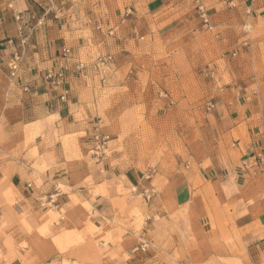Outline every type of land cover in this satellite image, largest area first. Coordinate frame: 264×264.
I'll return each mask as SVG.
<instances>
[{
  "label": "crops",
  "instance_id": "obj_1",
  "mask_svg": "<svg viewBox=\"0 0 264 264\" xmlns=\"http://www.w3.org/2000/svg\"><path fill=\"white\" fill-rule=\"evenodd\" d=\"M202 1L209 26L199 27L193 0H0V264H264V171L241 166L264 153V0ZM17 13L42 18L25 46ZM96 23L115 25L114 38L99 44ZM200 37L208 59L196 62ZM107 52L104 83L75 70ZM59 70L53 87L44 75ZM196 78L200 100L172 126L180 151L154 175L115 153L118 138L94 155L115 96L171 81L188 99L182 83ZM49 195L53 207L41 206Z\"/></svg>",
  "mask_w": 264,
  "mask_h": 264
},
{
  "label": "rangeland",
  "instance_id": "obj_2",
  "mask_svg": "<svg viewBox=\"0 0 264 264\" xmlns=\"http://www.w3.org/2000/svg\"><path fill=\"white\" fill-rule=\"evenodd\" d=\"M193 2V10L197 18L196 26L200 27L203 23L197 9L198 3L195 0ZM201 4L208 15L207 2L201 0ZM202 30L207 29L202 28ZM206 42L207 40L204 37L196 38L194 50L196 62L208 59L205 51L202 50ZM161 52L164 57L166 53H172V50L167 52L161 50ZM202 82L201 79L196 78L192 82L182 83L184 92L185 89L191 90L188 99L172 93L175 82L171 81L162 84L153 81L148 85L147 91L144 92L147 93L145 97L123 98L115 96L111 102L114 104V113L109 116L100 113L99 118L103 119L104 125L103 132L98 131L102 135L108 136L107 142L118 138V141L115 142V153H119L124 159H129V165L141 169L148 176H152L156 173L159 165L168 164L165 162L172 153L180 151L178 135L181 136V130L179 133L173 130L172 126L178 121L180 123L186 122L188 114L183 113L186 110V101L198 103L201 96ZM104 95H107L105 91ZM97 120L99 121V119ZM109 143H106L105 148L102 150V157L106 153L112 152L109 149V145H111ZM84 207L88 209L87 205H84ZM49 213L51 214L52 211L49 210ZM134 214L138 216L137 218L141 222L142 218L138 209L135 210ZM93 230L89 232L91 233Z\"/></svg>",
  "mask_w": 264,
  "mask_h": 264
},
{
  "label": "built area",
  "instance_id": "obj_3",
  "mask_svg": "<svg viewBox=\"0 0 264 264\" xmlns=\"http://www.w3.org/2000/svg\"><path fill=\"white\" fill-rule=\"evenodd\" d=\"M197 4V9L199 10V14L201 17V21L203 25L209 26V20L207 17V14L205 12V9L203 5L201 4V0H195ZM15 19L19 22V26L17 28V31L20 34V44L22 46H25L29 36L33 31L36 30V27L40 24H42V18H39L35 24L29 25L20 15V13H17L15 16ZM94 30L97 31L100 35L98 36V43L103 44L105 37L114 38L116 26H107V24L103 23H96L94 25ZM61 57L65 61V63L71 62L72 54L69 48L63 47L61 49ZM20 62H21V56L20 55H13L12 59L8 62V68L10 72V77L12 79L18 78V72L20 70ZM113 63V55L109 52L107 53H97L93 59H91L88 62L85 61H77L75 62V70L85 71L90 70L94 75H97L100 77L101 83H104L108 70L110 68V65ZM45 81L50 84L53 87H61L64 83V71H48L44 75ZM24 90H29L28 85L23 86ZM65 93L63 92L60 96V100L65 99ZM211 104H208V107H211ZM93 140V151L94 155L98 157L102 150L105 148V145L108 141L107 135H102L99 133L98 129L96 127L94 128V133L92 135ZM241 166L244 171L251 172L252 174L260 173L264 171V153H259L257 155H253L251 157L244 158L241 162ZM55 204V195H49L47 197H44L40 203L43 207L51 208ZM149 242L146 240H141L137 245L133 247V252L137 251H143L148 247Z\"/></svg>",
  "mask_w": 264,
  "mask_h": 264
}]
</instances>
